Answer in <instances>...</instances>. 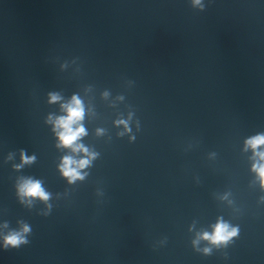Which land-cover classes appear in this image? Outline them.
Instances as JSON below:
<instances>
[{"label":"water","instance_id":"water-1","mask_svg":"<svg viewBox=\"0 0 264 264\" xmlns=\"http://www.w3.org/2000/svg\"><path fill=\"white\" fill-rule=\"evenodd\" d=\"M74 95L95 158L69 183L85 154L48 119ZM257 134L264 0H0V264H264ZM28 177L47 202L21 203ZM20 221L29 243L5 250ZM218 221L238 234L193 243Z\"/></svg>","mask_w":264,"mask_h":264},{"label":"clouds","instance_id":"clouds-1","mask_svg":"<svg viewBox=\"0 0 264 264\" xmlns=\"http://www.w3.org/2000/svg\"><path fill=\"white\" fill-rule=\"evenodd\" d=\"M193 3L199 5L201 0H193ZM60 100L61 97L58 94H49L50 103H55ZM61 108L66 113L65 115L55 119L50 116L48 119V122L54 125V131H56L59 140L58 146L71 148L73 152L85 154V158L79 160L74 159L72 156H65L59 166L61 174L68 182L74 183L78 179H83L81 170L90 165L92 159L95 158V153H89V150L84 145L77 143L79 138L86 134L85 128L80 123L84 117V107L81 100L74 95L69 102L61 104ZM116 123L123 124L125 130H129L126 121L119 120ZM261 146H264V134H257L245 141V150L251 149L253 152V160L255 162L252 165V171L256 173L261 187L264 188V150H260ZM20 158L21 163L14 165L16 169H20L24 165H29L35 160V156H27L23 150L20 152ZM9 159H11V155ZM17 194L20 197L21 203L27 202L29 205L34 200L47 202L50 198V193L45 191L41 182L31 177L20 179L17 183ZM47 207L50 209L51 205H47ZM47 214V212L44 213V215ZM19 223V230H10L7 235L3 236L2 246L5 250L9 248H19L21 245L29 243L27 235L31 233L32 229L30 225L23 221ZM3 227L7 228L8 224L5 222ZM237 234V228L230 227L223 221H218L211 234L205 232L202 235H198V239L193 243H198L199 239H204L213 245L219 246L221 244H226ZM203 251L209 253L211 250L205 248Z\"/></svg>","mask_w":264,"mask_h":264}]
</instances>
